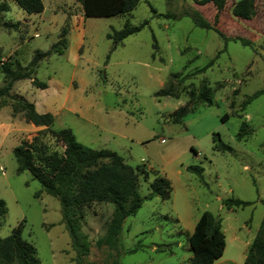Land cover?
I'll list each match as a JSON object with an SVG mask.
<instances>
[{"label": "rangeland", "instance_id": "rangeland-1", "mask_svg": "<svg viewBox=\"0 0 264 264\" xmlns=\"http://www.w3.org/2000/svg\"><path fill=\"white\" fill-rule=\"evenodd\" d=\"M236 1H227L216 27L226 37L250 40V46L224 43L212 30L181 15L195 9L212 23V5L195 0H140L127 14L86 18L82 6L71 0H44V12L36 14H27L13 0H0L8 5L7 11L0 10V66L13 67L15 60L28 65L36 51L51 50L64 25L68 30L67 47L38 61L30 79L15 81L10 94L24 97L38 112L52 113L54 130L70 128L80 143L121 155L137 174L141 197L150 193L156 176L170 182L168 197L143 199L141 207L125 218L118 253L98 244L113 205H83L80 230L88 244L83 264L187 262L188 238L204 211L220 219L225 236L223 254L213 264H242L248 245L261 234L264 0H253L248 19L231 14ZM168 13L175 17L164 16ZM145 20L139 31L111 49L108 32ZM209 61V67L196 72ZM34 78L47 87L32 86ZM201 85L212 90L213 104L199 102L182 124L172 123L170 114L191 100ZM161 89L179 98L158 97ZM254 94L258 95L251 99ZM10 115L9 106L0 108L1 123L8 124ZM11 118L21 131L6 137L0 131V198L6 205L0 238L20 223L22 237L36 247L41 264H77L58 199L40 190L27 171L17 173L12 155L22 139L44 144L49 153L61 154L63 146L46 127H33L21 114ZM214 133L231 151L213 149ZM190 165L203 167L202 180L186 170ZM227 198L250 204L227 208L223 202ZM134 247L137 250L129 252Z\"/></svg>", "mask_w": 264, "mask_h": 264}, {"label": "trees", "instance_id": "trees-1", "mask_svg": "<svg viewBox=\"0 0 264 264\" xmlns=\"http://www.w3.org/2000/svg\"><path fill=\"white\" fill-rule=\"evenodd\" d=\"M19 8L27 14L41 13L44 9L42 0H13ZM82 6L84 17H109L124 15L132 11L140 0H73ZM170 1V0H167ZM228 0H195L196 4L210 3L214 8L212 23L207 21L197 10H184L181 15L188 16L193 24L199 28L212 30L225 43L226 41H239L242 45L250 46L251 41L240 37H226L218 30L221 12ZM152 11L155 10L151 7ZM253 0H238L230 7L233 16L248 19L252 14ZM0 10H8L6 3L0 4ZM162 16L163 14H157ZM166 17H175L173 14H165ZM147 21L137 26H125L120 30L112 29L106 34L112 40V50L127 36L139 31ZM67 25H64L58 35L57 41L48 52L36 51L30 63L22 66L17 60L13 67L2 63L0 72L3 75V85L0 86V108L9 106L11 116L21 114L25 122L35 127L49 129L56 141L63 146L61 154L49 153L44 144L33 140L22 139L18 145L12 148V155L17 164V173L27 171L36 180L44 193L56 197L60 204L62 222L70 237V243L75 250L77 264H83V257L88 252V244L84 234L80 230L82 217L81 207L92 203H108L113 205V214L106 225L105 234L98 240V244H105L118 253L120 232L126 217L134 214L143 202V199L152 197H168L171 186L169 180L161 175L156 176L150 183V193L141 197L138 192L137 174L134 169L124 162L121 155L108 149H92L77 141L70 128H52L54 115L50 112H38L35 105L20 95L10 94L15 81L30 79L38 61L47 57L50 52L61 53L67 47ZM155 45V44H154ZM154 55L152 54V58ZM211 65H206L196 70L203 72ZM31 85L44 89L46 82L31 79ZM156 95L170 96L178 99L177 93L161 89ZM258 94H254L252 98ZM191 100L185 105L175 109L171 114V122L182 124L183 119L194 112L199 102L210 106L213 104V92L205 85H201L196 94L191 93ZM237 139L240 133L236 134ZM35 139V137H34ZM213 149L222 152L231 151V147L225 144L218 133L212 134ZM203 179V167L190 165L186 167ZM37 197V192L34 193ZM227 208L244 207L250 202L227 198L224 201ZM264 206V201H262ZM6 213V205L0 198V224ZM23 226L17 224L11 233L0 238V264H41L36 247L22 237ZM261 234L255 237L248 245L242 264H264V218L260 224ZM191 256L182 264H213L219 259L225 248V236L221 221L210 212L204 211L197 219L192 233L188 238ZM137 248L129 250L136 251ZM113 264H118L116 260Z\"/></svg>", "mask_w": 264, "mask_h": 264}, {"label": "crops", "instance_id": "crops-1", "mask_svg": "<svg viewBox=\"0 0 264 264\" xmlns=\"http://www.w3.org/2000/svg\"><path fill=\"white\" fill-rule=\"evenodd\" d=\"M43 1V5H44V0H42ZM71 2L73 3L74 1L73 0H71ZM234 3V2H233ZM232 3V4H233ZM226 4H227V2H226ZM199 5V4H198ZM213 7V6H212ZM211 9V14L212 13H214V8L212 9V8H210ZM44 10H45V5H44V9H43V11L42 12H44ZM41 12V13H42ZM70 32H71V30H70ZM78 36V39H79V42H81L82 41V36H80L79 34H77ZM11 116V115H10ZM10 116H8V118H9V123L8 124H5V123H1L0 122V131L2 132V136L3 137H6L7 135H9V134H11V133H17L16 131H21L19 128H18V126H16L17 124L12 120V116L10 117ZM33 125V124H32ZM33 127H35L34 125H33Z\"/></svg>", "mask_w": 264, "mask_h": 264}]
</instances>
